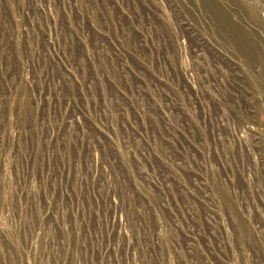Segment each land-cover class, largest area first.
Wrapping results in <instances>:
<instances>
[{"label": "rangeland", "instance_id": "obj_1", "mask_svg": "<svg viewBox=\"0 0 264 264\" xmlns=\"http://www.w3.org/2000/svg\"><path fill=\"white\" fill-rule=\"evenodd\" d=\"M0 264H264V0H0Z\"/></svg>", "mask_w": 264, "mask_h": 264}, {"label": "built area", "instance_id": "obj_2", "mask_svg": "<svg viewBox=\"0 0 264 264\" xmlns=\"http://www.w3.org/2000/svg\"><path fill=\"white\" fill-rule=\"evenodd\" d=\"M228 59V58H227ZM226 64H228L229 63V59L228 60H226V62H225ZM241 125L239 126L240 127V130L244 133V134H246V132L248 131L249 132V129H248V126H242V125H244V124H242V123H240ZM248 129V130H247Z\"/></svg>", "mask_w": 264, "mask_h": 264}]
</instances>
